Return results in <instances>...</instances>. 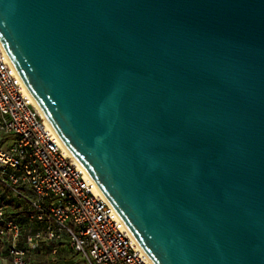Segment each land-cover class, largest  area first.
<instances>
[{
	"label": "water",
	"instance_id": "95a60500",
	"mask_svg": "<svg viewBox=\"0 0 264 264\" xmlns=\"http://www.w3.org/2000/svg\"><path fill=\"white\" fill-rule=\"evenodd\" d=\"M0 44L153 264H264V0H0Z\"/></svg>",
	"mask_w": 264,
	"mask_h": 264
},
{
	"label": "built area",
	"instance_id": "2783aa9c",
	"mask_svg": "<svg viewBox=\"0 0 264 264\" xmlns=\"http://www.w3.org/2000/svg\"><path fill=\"white\" fill-rule=\"evenodd\" d=\"M88 176L47 126L0 44V249L11 264H28L30 253L55 244L86 264H153Z\"/></svg>",
	"mask_w": 264,
	"mask_h": 264
},
{
	"label": "crops",
	"instance_id": "0c3cea01",
	"mask_svg": "<svg viewBox=\"0 0 264 264\" xmlns=\"http://www.w3.org/2000/svg\"><path fill=\"white\" fill-rule=\"evenodd\" d=\"M55 252H52V250ZM75 256L80 257L83 261L84 259L76 254L70 252L65 244H55L51 246H41V251L39 253H30L28 255V264H74ZM0 264H11L7 255L0 249ZM84 264L85 261H84Z\"/></svg>",
	"mask_w": 264,
	"mask_h": 264
},
{
	"label": "bare ground",
	"instance_id": "6f19581e",
	"mask_svg": "<svg viewBox=\"0 0 264 264\" xmlns=\"http://www.w3.org/2000/svg\"><path fill=\"white\" fill-rule=\"evenodd\" d=\"M22 84H23V82H22ZM23 86H24V90H25L26 94H28V95L31 97V100H32L33 105L36 107V109L38 110L39 114L45 119V122H46L47 126H48V127L51 129V131L55 134V132L53 131L52 127L50 126V124H49L48 121L46 120L44 114L41 112V110H40V108L37 106L35 100H34L33 97L31 96V94L29 93L28 89L26 88V86H25L24 84H23ZM55 135H56V134H55ZM58 139H59V138H58ZM59 142H60L62 148L66 151L67 155H68L69 157H71V159L73 160V162H74L75 164H77L81 169L85 170V169H84V168H83V167L77 162V160H75V158H73V156L70 154V152L67 150V148L63 145V143H62L60 140H59ZM86 174H87V176H88V173H87V172H86ZM88 177H90V176H88ZM97 191L100 193L101 196H103V194L101 193V191L99 190L98 187H97ZM103 197H104V196H103ZM104 198H105V197H104Z\"/></svg>",
	"mask_w": 264,
	"mask_h": 264
},
{
	"label": "rangeland",
	"instance_id": "374dc122",
	"mask_svg": "<svg viewBox=\"0 0 264 264\" xmlns=\"http://www.w3.org/2000/svg\"><path fill=\"white\" fill-rule=\"evenodd\" d=\"M4 139L6 140H10L11 139V136H8V135H2ZM1 136V137H2ZM74 264H84V261L80 258V257H76L75 256V259H74ZM51 264H55L54 262H52Z\"/></svg>",
	"mask_w": 264,
	"mask_h": 264
}]
</instances>
